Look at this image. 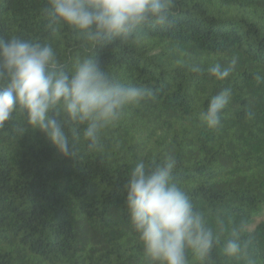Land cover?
I'll return each mask as SVG.
<instances>
[{
  "label": "trees",
  "instance_id": "obj_1",
  "mask_svg": "<svg viewBox=\"0 0 264 264\" xmlns=\"http://www.w3.org/2000/svg\"><path fill=\"white\" fill-rule=\"evenodd\" d=\"M47 3L0 0V41L51 44L67 70L78 56H95L101 70L150 88L156 99L129 106L101 134L100 150L81 139L76 159L27 125L18 136L24 121L12 114L0 129V264H149L123 185L141 160L160 162L166 153L177 161L173 180L194 210L214 229L223 221L221 240L245 218L257 264H264V221L256 222L264 216V0H174V28H144L139 44L117 39L95 47L66 25L51 36ZM234 56L228 77L208 75V67H226ZM178 60L204 71L189 72ZM225 88L231 93L222 126L209 130L199 114ZM188 260L200 264L190 252ZM204 264L245 262L216 246Z\"/></svg>",
  "mask_w": 264,
  "mask_h": 264
},
{
  "label": "clouds",
  "instance_id": "obj_2",
  "mask_svg": "<svg viewBox=\"0 0 264 264\" xmlns=\"http://www.w3.org/2000/svg\"><path fill=\"white\" fill-rule=\"evenodd\" d=\"M174 8V0H48L43 12L51 36L66 25L76 39L95 47L117 39L139 44L143 41L140 33L147 27L172 29ZM236 62L234 56L226 67L213 64L206 71L223 80ZM177 64L192 73L204 71L195 63L178 60ZM255 79L261 82L259 76ZM230 93L225 88L212 96L207 110L199 114L209 130L222 126V110ZM155 99L150 88L122 83L101 70L95 56H78L67 70L51 44L16 36L0 41V129L16 112L24 121L18 136L27 131L25 125L39 130L65 157L76 159L75 146L81 139L90 151L100 150L101 134L115 127L129 106ZM176 163L167 153L160 162L141 160L123 185L130 223L149 264H189V252L204 264L216 246L224 256L257 264L248 221L242 218L221 240L223 221L217 218L214 229L202 212L194 210L190 198L173 180ZM245 233L248 238H243Z\"/></svg>",
  "mask_w": 264,
  "mask_h": 264
},
{
  "label": "rangeland",
  "instance_id": "obj_3",
  "mask_svg": "<svg viewBox=\"0 0 264 264\" xmlns=\"http://www.w3.org/2000/svg\"><path fill=\"white\" fill-rule=\"evenodd\" d=\"M261 221H264V216L263 215H259L257 218H256V222H261Z\"/></svg>",
  "mask_w": 264,
  "mask_h": 264
}]
</instances>
